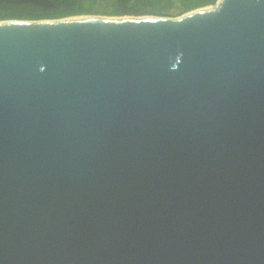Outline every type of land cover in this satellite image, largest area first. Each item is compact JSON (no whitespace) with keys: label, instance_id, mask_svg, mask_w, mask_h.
Returning <instances> with one entry per match:
<instances>
[{"label":"water","instance_id":"water-1","mask_svg":"<svg viewBox=\"0 0 264 264\" xmlns=\"http://www.w3.org/2000/svg\"><path fill=\"white\" fill-rule=\"evenodd\" d=\"M204 6L0 20V264H264V0Z\"/></svg>","mask_w":264,"mask_h":264},{"label":"trees","instance_id":"trees-1","mask_svg":"<svg viewBox=\"0 0 264 264\" xmlns=\"http://www.w3.org/2000/svg\"><path fill=\"white\" fill-rule=\"evenodd\" d=\"M96 0H49V4H41L33 1H7L0 0L1 19H40L59 18L75 14L92 13ZM134 0H112L111 15L147 13L141 7L133 5ZM185 10H191L200 6L215 3L217 0H180Z\"/></svg>","mask_w":264,"mask_h":264},{"label":"rangeland","instance_id":"rangeland-1","mask_svg":"<svg viewBox=\"0 0 264 264\" xmlns=\"http://www.w3.org/2000/svg\"><path fill=\"white\" fill-rule=\"evenodd\" d=\"M88 4L89 0H84ZM133 5L141 7L146 15L169 16L181 15L189 10H185L180 0H134ZM93 6L92 15H111L112 0H96ZM84 14V15H85Z\"/></svg>","mask_w":264,"mask_h":264},{"label":"bare ground","instance_id":"bare-ground-1","mask_svg":"<svg viewBox=\"0 0 264 264\" xmlns=\"http://www.w3.org/2000/svg\"><path fill=\"white\" fill-rule=\"evenodd\" d=\"M204 7H207V6H204ZM199 8H203V7H199ZM90 16H102V17H110L112 15H88V14H85V15H73V16H67L66 18H80V17H90Z\"/></svg>","mask_w":264,"mask_h":264}]
</instances>
